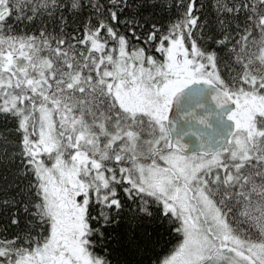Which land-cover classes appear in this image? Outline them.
Segmentation results:
<instances>
[{
    "label": "snow or ice",
    "instance_id": "obj_1",
    "mask_svg": "<svg viewBox=\"0 0 264 264\" xmlns=\"http://www.w3.org/2000/svg\"><path fill=\"white\" fill-rule=\"evenodd\" d=\"M157 6L0 0V264H264V0Z\"/></svg>",
    "mask_w": 264,
    "mask_h": 264
},
{
    "label": "trees",
    "instance_id": "obj_2",
    "mask_svg": "<svg viewBox=\"0 0 264 264\" xmlns=\"http://www.w3.org/2000/svg\"><path fill=\"white\" fill-rule=\"evenodd\" d=\"M204 3L205 5H210L211 0H195V3L197 5H200L201 3ZM163 3L165 5L171 3L172 7H163L161 8L159 5ZM157 9L153 13V21L151 22H159L162 25H165L167 21L169 20L170 16L173 15L176 11L175 9V0H157ZM127 14V12H125ZM90 15V12L87 7L80 13L79 16H77L76 23L79 24L80 28H83L84 20ZM76 23L73 22L71 16L69 17V23L67 26L68 33H71L73 29L76 27ZM123 30V29H121ZM154 52V50H153ZM12 124H5L3 120H0V128L9 127L11 128ZM96 210L99 211V205H96ZM243 226V225H242ZM142 227L151 234L153 240L156 241V243L152 246L151 250L147 253L146 258L155 259L156 256H161L164 254V252L167 250V248L170 246L171 243L174 242L175 236L170 234L166 231L162 232L161 229L158 226V220L153 219L151 221L145 220L143 221ZM104 231L107 232L108 228L107 226H104Z\"/></svg>",
    "mask_w": 264,
    "mask_h": 264
},
{
    "label": "rangeland",
    "instance_id": "obj_3",
    "mask_svg": "<svg viewBox=\"0 0 264 264\" xmlns=\"http://www.w3.org/2000/svg\"><path fill=\"white\" fill-rule=\"evenodd\" d=\"M154 52H155V49H154Z\"/></svg>",
    "mask_w": 264,
    "mask_h": 264
},
{
    "label": "flooded vegetation",
    "instance_id": "obj_4",
    "mask_svg": "<svg viewBox=\"0 0 264 264\" xmlns=\"http://www.w3.org/2000/svg\"><path fill=\"white\" fill-rule=\"evenodd\" d=\"M154 50V49H153Z\"/></svg>",
    "mask_w": 264,
    "mask_h": 264
}]
</instances>
